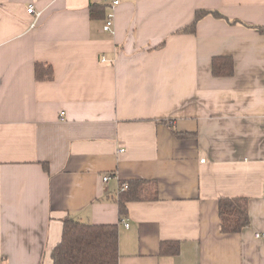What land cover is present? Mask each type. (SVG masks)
I'll return each mask as SVG.
<instances>
[{
    "label": "crops",
    "instance_id": "crops-1",
    "mask_svg": "<svg viewBox=\"0 0 264 264\" xmlns=\"http://www.w3.org/2000/svg\"><path fill=\"white\" fill-rule=\"evenodd\" d=\"M109 2L0 0V264H52L65 218L116 224L118 264H264V0H120L111 33ZM198 10L241 24L179 33ZM138 180L158 198L119 219ZM234 198L249 224L222 234Z\"/></svg>",
    "mask_w": 264,
    "mask_h": 264
},
{
    "label": "trees",
    "instance_id": "trees-1",
    "mask_svg": "<svg viewBox=\"0 0 264 264\" xmlns=\"http://www.w3.org/2000/svg\"><path fill=\"white\" fill-rule=\"evenodd\" d=\"M90 13L93 18L105 19V5L92 6ZM207 16L225 20L229 24H241L239 21L227 19L217 11L198 10L195 13L194 21L178 32L193 34L197 23ZM251 28L264 33L263 27ZM162 45L163 43L160 46ZM34 71L37 81L53 80L54 74L51 65L37 63ZM123 186L125 189L119 191L117 201L119 219L127 217L126 205L129 202L155 201L158 198L155 181H128L122 183L120 187ZM218 215L222 234L240 233L249 224L247 201L242 198L220 199ZM165 245L172 248L166 249ZM161 249L164 253H174L177 252V245L176 243H162ZM118 258V226L116 224L97 225L71 218L63 220L61 239L51 252L52 264H118Z\"/></svg>",
    "mask_w": 264,
    "mask_h": 264
},
{
    "label": "built area",
    "instance_id": "built-area-1",
    "mask_svg": "<svg viewBox=\"0 0 264 264\" xmlns=\"http://www.w3.org/2000/svg\"><path fill=\"white\" fill-rule=\"evenodd\" d=\"M101 1L105 2L106 0H101ZM119 3H120V0H110L108 7L111 9V11H110L111 13H109L105 16L104 25L102 28L104 32L111 33L113 31V11L119 5ZM27 13H28V15L34 17V20L30 24V28L33 29L36 25V22H37L36 19L38 17V14L35 13V10L32 6L27 7ZM102 62H106V60L103 58ZM108 179H109V177H107V176L103 177L104 182H107ZM124 189H125V186L120 187L119 191H123ZM263 198H264V194H263ZM125 227H128V225L125 224ZM255 237L259 238L260 235L257 234V235H255Z\"/></svg>",
    "mask_w": 264,
    "mask_h": 264
}]
</instances>
